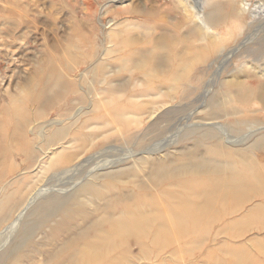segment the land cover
<instances>
[{
    "label": "rangeland",
    "instance_id": "rangeland-1",
    "mask_svg": "<svg viewBox=\"0 0 264 264\" xmlns=\"http://www.w3.org/2000/svg\"><path fill=\"white\" fill-rule=\"evenodd\" d=\"M249 1L256 5L257 2L262 3L264 0ZM216 4L227 5L225 4L224 0H205L204 7L206 11H210L211 9H214V6ZM229 10H231V7H224L222 11L217 12L214 17H212V19L219 22L220 18L227 17ZM111 16L119 19V22H117L118 24L116 23L118 27H114V25L112 26L110 25L111 23H108V19ZM141 16L161 19L164 23V26L156 28V31L153 32V29L150 27V25H148L147 27L144 25V23L138 21L137 18ZM122 22H124V24ZM121 23L122 25H119ZM127 25L129 26V28ZM112 27H114V29ZM191 28L192 25L188 22L187 19L184 18V14L181 12L180 8L177 7L176 0H0V112H2L1 109L6 106L7 101L12 98L23 97L24 93L26 92L27 86L31 83H37V76L39 75L38 73L41 70L46 71L47 68L52 67V65L56 64V62H58L62 58H66L69 54L74 52L77 56H82L91 53L99 54L102 53L103 49L114 50L115 48H121L120 50L118 49L119 51L117 50V52L109 53L111 55H109L108 58H111L109 62L112 66L110 68L112 69V71H115L111 72L112 76H110L107 82H104L105 85L101 81V77L99 78L100 84L98 80V77L103 72V70L99 72L100 74L98 73L99 75L97 73L94 74L91 72L86 78L82 77V79L80 77L82 73L86 72L90 68V65L92 64L91 62L94 61V58H90L87 63L80 65V67L76 70L77 72L75 73V75L77 76L76 80L78 81V84H80L84 91H86L84 94V102L86 103V100L88 102L91 98V100H93L94 102V112H88V114L83 115L81 118L82 121L88 119V123L90 122L85 131L82 130L83 132H85L84 134L89 136H97L93 140V145H86L83 150H80L78 142L69 141L70 138L74 139V137L76 136H71V134L69 138H66L67 142L62 147L48 150L49 152H47L44 158H39L40 160L37 159V162L29 164L26 163L23 158L18 157L17 159H9L3 163V165L6 164L8 167L6 166V168L5 165L2 166L3 171L6 173H3L4 178L0 179V200L2 201L3 205L8 206V208L5 210V213H7L8 211L9 213L11 211V213L9 214V217H6V220L5 218L2 219L0 215V233H2L3 229L12 221L14 214L16 215L17 210H19L18 204L21 203L25 198L32 195L35 191H37L45 184H47L49 187H52L53 189H51L50 192L46 193L44 196L37 198L34 203L23 213L20 218L21 220L18 221V226L14 229L15 231L13 230L9 238H6V241L0 247V264H88V262L90 261L91 264H104L105 260H107L108 262L109 259L117 264H127V262L128 264H154L152 261L136 260L135 257H137L143 250L142 248H138V250L137 247L142 246L145 249L142 251L143 254H145L146 251V253L149 255L151 250H153V252L151 251V254L158 253L159 250L157 249H159V246L162 244V242H165L166 239V237L160 236V232L166 231L168 228L165 225L167 224L165 223L167 222V216L159 218L156 214L158 213V211H165L166 209L174 212L172 203L175 202L176 199H173L170 196L173 195L178 199L180 198L183 191L191 193L201 191L206 192L208 190H211L212 187L219 184V182L223 181V179L224 181L225 179L231 180V177H233L234 175H232L230 172L219 173L216 171H207L205 173L196 175L187 173L190 177H186L187 174H183L184 176L172 179L169 174H165L166 177L157 175L156 169L152 166H157L158 164H162V162L163 164L170 163L169 165H186L187 163L189 164L190 162H193V160L199 156L205 158L207 154L206 160L207 158L208 160L210 159V163H214L216 165L231 163L233 164V166L237 167V169L241 168L239 162L237 161L238 159L236 157H233V155L231 156L230 154L229 156V154L224 151L225 153H223L222 157H220V150H217V148H215L219 152L218 153L217 151H215V149H212L214 147H210V150L209 148L204 146L205 143L208 144L218 142L217 138L204 137L202 131L187 132V130H185V126H188L192 124V122L197 121V119L190 120V118H188L191 113H193L194 111L199 112L204 109H208L207 113L209 115L220 117L218 120L225 123V129L230 136L237 137L240 134H245L248 128L249 121L246 123L244 119L234 116L230 113H232L235 109L238 110L242 108V106L243 108H249L250 103L248 102L249 105L247 103L245 105H239L238 103H235L229 106V104L223 102V100L226 99L224 98L226 93L225 89H219V87L222 81L224 82L226 80L232 79V74L236 75L238 79H245V73L242 72L243 65L248 64L249 66H257L259 65V63L264 62V32L263 34L261 32V35L259 34L257 38H253L245 44H242V46L238 45V42L241 41L247 33L239 37L234 43L229 41L227 49L229 50L230 48H234L236 46L238 50L226 56L224 59H222L223 61L221 60L218 63L214 64L213 62L215 57H211L205 63H194L191 66L190 61L188 60L190 59L189 56H192L190 55V53H192L193 50L191 48H187L186 43H184L185 39H187L188 31ZM164 29L166 30L164 31ZM113 31H116V33L113 34ZM121 31H123L124 33ZM219 31L225 32V27H222ZM118 32L119 34L121 33V35L118 36L117 39L115 37L116 35H118ZM108 35L111 36V42H109L110 36ZM127 35L128 37H138L139 41L141 39L140 42L143 41V43L138 45L140 49H145L144 53L148 52V54L146 53V56H149V58L151 56H156V58L151 57L150 60L148 58L150 62L148 64L147 60V64L150 66L146 64L144 65L145 68L141 67V69L143 70L140 69L139 71V67L136 66V63H133L139 58H135L136 56H134L135 59L133 58V61L132 57L130 59V56H127L129 54L125 53V50L121 46H119L121 38L123 40H127ZM151 35L154 36V39L157 37V39L155 40H158V42L154 40L153 42L155 44L151 43L152 45L150 46V44L148 45L147 43L152 42L151 39L153 38L151 37ZM160 40L161 42H159ZM159 43L161 44V46L158 45ZM147 47H149V49ZM153 48H156L155 51ZM186 48L189 50V52ZM153 51L156 53L154 54ZM150 52L151 54H149ZM122 53L123 55H125L124 57ZM117 55H119V57ZM115 58L116 60L121 59L119 61L123 62L124 65H121L123 63L115 61ZM126 59H128L129 61H127ZM141 59L142 58H140V60L138 61H141ZM151 59H153L154 62L157 59V65L153 61H151ZM130 61L133 62L131 63ZM152 63L153 65L155 64L156 66H158L156 67V70L155 65H151ZM132 64L135 66L133 67ZM163 65L165 66V68ZM129 67L131 68V70ZM160 67L163 69H161ZM178 67L179 69H177ZM105 68L103 69L105 70ZM134 68H138V70ZM120 69H123V71ZM142 71H144L145 73ZM154 71L156 73H154ZM149 72H151V76L149 75ZM139 73L142 75H139ZM143 73L145 76H143ZM180 75L184 76V89L179 91L177 90L176 92L169 91L170 80L175 77H179ZM141 81L144 82L141 83ZM121 82L124 83L122 84ZM117 83L119 85H116ZM248 83L252 88L258 87L262 92H264V80H261L259 78H248ZM117 86H119L120 89ZM122 87H124L125 90ZM110 89L112 92L110 91ZM116 89L121 94L118 93ZM163 89L168 90L164 91ZM102 90H105V93H103ZM160 90L161 92H159ZM162 92L174 98H169L171 100L170 101L163 97ZM76 98L77 95L73 94L69 96L68 100L71 101L75 100ZM98 101L101 102V105H99L100 103L95 104V102L98 103ZM102 101L107 102V104L109 103V110H107L108 108L106 109V105L104 106L105 102ZM85 103L84 106L87 105ZM128 103L132 104L133 106L145 105L147 109L146 112L143 115L138 116L140 117L141 124L137 127L132 126L131 130L125 135L119 134L115 130L116 128H114L112 125V128L109 126L108 128L111 129L107 128V131V126L103 127L105 124L101 120V117L107 116L108 113H110V115L115 113L117 114V116L120 114L122 118H125L126 120L128 119V122H130V124H132L133 120H136V118H138L137 116H134V114L133 116L136 118L132 117V113H126V115H122L123 109L121 107L123 105H127ZM152 103H154V105H151ZM75 106L77 109V107L80 105ZM34 112L35 110L32 111L33 119H35L37 123L54 119L62 120V118L59 119V115H61L62 112L56 107L47 109L41 116H36ZM96 114L97 116L100 115L101 117L95 119V117H97ZM115 114H113V118L117 117ZM70 133H72V131ZM173 140L174 142H172L166 148V150L163 151L164 153H173L169 156V158L163 157L160 158V160L159 155H163V152H160L159 155L155 154V156L148 157L147 154L144 153L145 151L147 152V150L152 149L153 147H157L160 144L162 145L163 143L167 144V141L169 142ZM246 142L247 141H244L240 145L238 144V146L228 147L233 150L246 148L245 151H248L250 148H248V144L246 145ZM40 145L41 144L35 145L34 149H40ZM104 148L107 149L102 152L103 157H101L103 158V160H108L111 158L113 160L122 158L127 159L125 164H123L122 166H118L117 168H114L112 170L114 173L115 171L125 170L123 175H111L110 177L105 178L107 180L100 179L92 180L91 182L90 176H87L90 174L89 172L93 167L91 161L90 163H87L88 165L86 164L84 167H81V169H79L74 174H67L62 177L57 176V178H52V174L60 173L67 166H70L69 164L76 162L77 159H84L85 157L90 156L89 154H93L94 152ZM42 149L44 148H41L40 150ZM206 149H209L211 153H213L214 151V155L209 153V150L207 151ZM250 150L252 152L257 151L252 149ZM63 152L69 153L71 155L69 161L67 163H60L55 167H50L49 162L56 159L58 155ZM178 153H184L188 155L189 158L183 155H177ZM255 154L258 155L259 152ZM131 155H136V157H134V159H128V157H130ZM140 156L145 159L147 164H143L142 166V164L139 165L137 163L138 165H136L138 167H136V165L134 167L132 161L140 158ZM229 157L232 158L230 159ZM257 158L259 159L258 156ZM98 160L102 161L101 158H99ZM151 161H157L158 164ZM148 163H153V165H149ZM131 167L134 168L132 169ZM129 169H132L133 171ZM128 170L129 173H127ZM138 170L140 172H138ZM148 170L150 172H148ZM144 173L145 175H143ZM217 173H219V176ZM128 174L132 175L129 176ZM16 179L17 182L11 185L12 187L10 186L6 188L2 185H5V183H11ZM233 179L235 180L237 178H235L234 176ZM108 180H110L108 182L110 186H107ZM111 182H113V187ZM131 182H135V184ZM157 182H159V184ZM236 182H242V179L240 181L237 180ZM95 184L98 185L96 186ZM150 184L152 186H150ZM197 184H201V186L198 185L197 187ZM17 185L19 187H16ZM83 185L86 186H84L83 189H79ZM101 185L106 188H102ZM114 185L116 187H114ZM87 186L89 187V191L87 190ZM174 186L176 188H174ZM207 186L208 188H206ZM130 187L134 190H132L134 194H132ZM160 188H163V191L162 189L160 190ZM2 190L3 192H1ZM79 191L80 193L78 194ZM127 191L130 192L128 193ZM86 192H90V194H87ZM145 192L148 194H144ZM155 192L157 196L154 194ZM164 193L168 195L164 196ZM111 194L113 195L112 197ZM142 194L144 195L142 196ZM79 195H83V198L81 196L77 198V196ZM90 195L92 196L89 197ZM153 195L157 198H155ZM99 196L101 197V199L99 198ZM86 197H89V202L87 201V199H85ZM117 198H119V201L117 200ZM108 199L110 200L108 201ZM162 199H164L165 202ZM5 200H7V203L5 202ZM13 201L15 202L12 203ZM76 201H79L78 205ZM105 201L108 204L104 203ZM110 202L112 204L114 202V205L117 206L112 207V204ZM129 202H132L133 204ZM142 202L143 205H141ZM254 202L256 201H252L246 206L243 205L244 207H238L237 210L235 209V212L237 211V213L234 215V217L228 219H231V221H233L229 223L228 227H230V230L236 232V234L238 235L236 236V238H239V240L236 242V244L240 246L243 251L247 250L250 253L251 259H254V261L252 260L251 264H264V207L263 209L261 208L262 210L259 209L258 211H250L251 215L249 217L248 211L251 210V207L255 205ZM134 203H136V207ZM148 204L150 208H147ZM153 204L155 207L153 206ZM103 205H107L108 207H105ZM132 205L134 206L132 207ZM9 207H11L12 209L9 210ZM143 207L145 208L144 210ZM132 209L133 212H131ZM106 210L109 212L104 214V211L106 212ZM117 210H119V213L116 212ZM70 211L73 212L70 213ZM129 211L132 215H130L129 213L128 216L127 212ZM108 213L110 214L108 215ZM115 213H118V215H114ZM68 214L69 216L65 217ZM134 215H136L137 217ZM169 219H172V217H169ZM3 220L4 222H2ZM61 221H64L65 224ZM56 222L58 225L55 224ZM113 223L115 224V227H113ZM116 224H118L119 228L116 226ZM132 224H134L135 227ZM204 225L202 223L200 228H198V231H196L198 232V234H196L197 237L201 236V238H205L206 235V238L207 236L208 238L213 237L217 238L219 241L225 240V238H230L225 234V232L215 235L214 232L217 231V226H214L212 223L208 225L206 224L207 226ZM58 226L60 228L62 226L63 227L62 229L59 228L58 231ZM52 228L56 230L55 234L54 230H51ZM114 228H117L116 230H114L115 232L113 231ZM118 230L125 231L126 234H128L129 232V236L127 238L130 239V242L127 241V238H117L116 233L118 232ZM178 230H181V228H179ZM199 230L202 231L199 232ZM204 230H213V232L211 231V233H209V231L205 234ZM151 231H153V233L155 234H153ZM111 232L113 233V235ZM90 233L92 234L90 235ZM147 234L148 236L146 238L145 236ZM202 234L204 236H202ZM194 237L196 236L194 235L190 238ZM198 239H200V237H198L197 240L194 239L193 241H198ZM103 240L106 241L104 242ZM79 242L81 243L79 244ZM98 242H101L102 244H99ZM118 243L120 245H118ZM132 243L133 246L131 245ZM152 243H155V245H153ZM73 244L79 245L76 247ZM97 244L101 246L99 247V245ZM104 244L105 247L103 246ZM121 245L123 247H121ZM147 245H149V247ZM72 246H74L75 248H73ZM151 246L153 248H151ZM126 247H129V249L132 250L130 251L127 248V250L129 251L127 252ZM78 248L83 250V252L78 250ZM101 248L104 250V252ZM68 249L71 250V253L69 252L70 250L68 251ZM58 250L60 251V253ZM154 251L157 252L155 253ZM105 252H107L108 255H106ZM115 252L117 254H115ZM133 252H135V255ZM220 252L221 251L217 252V256H221ZM87 255L90 257H88ZM177 255L182 256L183 253L178 252ZM185 255L186 253L184 254V257ZM131 257L133 258L131 259ZM164 258H167L166 255L164 256ZM95 260L96 262H94ZM249 262L250 261H248V264H250ZM157 263L170 264V261L166 260V263L155 262V264ZM198 264L205 263L199 262Z\"/></svg>",
    "mask_w": 264,
    "mask_h": 264
},
{
    "label": "bare ground",
    "instance_id": "bare-ground-1",
    "mask_svg": "<svg viewBox=\"0 0 264 264\" xmlns=\"http://www.w3.org/2000/svg\"><path fill=\"white\" fill-rule=\"evenodd\" d=\"M176 1H177V7H179L181 12L184 14V18L187 19L188 22L192 25V28L189 29V31H188L187 39H185V41H184V43H186L187 48H191L193 50L192 53H190V55H192V56L191 57L189 56L190 59L188 60V61H190L191 66L194 63H198V64L205 63L211 57H215L214 62H213L214 64L218 63L219 61L224 59L226 56L230 55L232 52L238 50V48H236V46L234 48H230L228 50L227 45H228L229 41L234 43V42H236V40L239 37H241L242 35H245V33H247L244 36V38H242V40L238 42V45L242 46V44H245L246 42H248L249 40H251L253 38H257L259 36V34L261 35V32H262V34L264 32V1L262 3L257 2L255 5V4L251 3L249 0H224L225 4H227V5L216 4L214 6V9H211L210 11H206V9L204 7L205 0H176ZM210 1H212V0H210ZM228 6L231 7V10H229V13L227 14L226 18L225 17L220 18L219 22L214 21V19H212V17H214V15L217 12L222 11V9L224 7L228 8ZM137 19L139 22L144 23V25L147 27H148V25H150V27L153 29V32L156 31L155 30L156 28H160V27L164 26L163 25L164 23L161 19L150 18L147 16H141ZM118 20L119 19H117L116 17L111 16L108 19V23H111L110 25H112V26L114 25V27H116V26L118 27V25H117L118 24L117 22H119ZM124 22H122V23L124 24ZM122 23L119 25H122ZM131 25H133V24H131ZM134 25H136V24H134ZM114 27H112V28L114 29ZM222 27H225V32L219 31V30H221ZM124 28H126V27H124ZM128 28H129V26H128ZM130 28H131V26H130ZM139 28H140V26H139ZM119 29H121V28H119ZM165 30L166 29H164V31ZM121 32H123V31H121ZM112 33L114 34V33H116V31L115 32L113 31ZM163 34H164V32H163ZM120 35H121V33L119 34V32H118V35H116L115 38L118 39V36H120ZM158 35H156V36H158ZM108 36H110V35H108ZM151 37L153 38V39H151L152 42L147 43L148 45L150 44V46L152 45L151 43H154L153 41L155 39H157V37L154 39L153 35H151ZM163 37H165V36H163ZM109 38H110L109 42H111V36ZM137 38L136 37L134 38V36L128 37V35H127V40L126 39L123 40L121 38V41L119 42V46H121L125 50V53L129 54L127 56L128 57L130 56L129 57L130 59H131V57L133 59L134 56H136L135 58H139L135 61H138V60H140V58H142L141 61H138V62L134 61L135 58L133 59L134 62L132 61L133 63H136V66L139 67V71H140L141 67L145 68L144 65L147 64V60H148L149 56H146V53L148 54V52L144 53L145 49L139 48L138 44L143 43V41L140 42L141 39L139 41V38L138 39ZM156 42H158V40ZM159 42H161V40ZM158 45L161 46L160 43ZM117 47H118V45H117ZM157 47H159V46H157ZM147 48L149 49V47H147ZM118 49H116V48L114 50L103 49L102 53H99V54L91 53V54H87V55L85 54L82 56L81 55L77 56L73 52V53L69 54L66 58H62L61 60L56 62V64H54L55 66L52 65V67L47 68L46 71L41 70L38 73L39 75L37 76V79H38L37 83L29 84L27 86L26 92L24 93L23 97L12 98L9 101H7L6 106H4V108L1 109L2 112H0V160H1V163H0V179L4 178L3 173H6L3 171L2 166H4V165H5V167L7 166L6 164L3 165V163L6 162L7 160H9V159L12 160L14 158L17 159L18 157L19 158L21 157L24 159V161L26 163H29V164L33 163V162H37L38 161L37 159H39V158L43 159L44 158V156L47 154V152H49L48 150H53L54 148L62 147L67 142L66 138H69L71 134H72L71 136H73V135L74 136L76 135V136L74 137V139L70 138L69 141L78 142L80 150H83L86 145H90V144L93 145V142H94L93 140L97 136H89V135L84 134L85 132H83V131H85V129L88 127L90 122L88 123V119L82 121L81 118L83 115L88 114V112H94V106H93L94 102H93V100H91L92 98L90 100L88 99L89 100L88 102H87V100H86V103L84 102L85 101L84 94L86 91H84V89L81 87V85L78 84V81L76 80L77 76L75 75V73L77 72L76 70L80 67V65L87 63V61H89L90 58H94V61L91 62L92 64L90 63L91 64L90 68L86 72L82 73L80 77L86 78L88 76V74L91 72L94 74H96V73L98 74L101 70H103V72L101 74L99 73L100 76L98 77V80L101 77V81L104 84V82H107L108 79L110 78V76H112L111 72L115 71V70L112 71V69L110 68L112 66H111V63L109 62V60L111 58L110 59L108 58L109 55H111L109 53L117 52ZM153 49L155 51L156 48H153ZM154 51H153V53L155 54L156 52H154ZM188 52H189V50H188ZM149 54H151V52ZM122 55H123V53H122ZM117 56L119 57V55H117ZM124 56L125 55H123V57ZM151 57L156 58V56H151ZM120 58H121V56H120ZM150 58H149V60H150ZM155 58H153V59H155ZM128 59H126V60L129 61ZM153 59H151V61L154 62ZM157 59L154 62L155 64L157 63L156 62ZM119 60H121V59L116 60V58H115V61H117L119 63H123V62H120ZM149 60H148V64L150 62ZM105 61H107V62H105ZM104 62H105V64H104ZM164 63H166V62H164ZM128 64H129V62H128ZM121 65H124V63ZM151 65H153V63ZM156 65H155V70L157 69L156 67H158ZM134 66L135 65H133V67ZM148 66H150V65H148ZM153 66H151V67H153ZM163 66H161V67H163ZM242 67H243L242 72L245 73V76H244L245 79H238L236 75L232 74V76H233L232 79L226 80L224 82L222 81L220 83L221 85H220L219 89H221V88L225 89L226 93H225L224 98H226V99L223 100V102H225L226 104H229V106L231 104H235V103L236 104L238 103L239 105H245L246 103L249 105V103H250L249 108H243V106H242V108H240L238 110L235 109L232 113H230L234 116H237V117L244 119L246 121V123L249 121L248 128H247V131L245 132V134H240L237 137L230 136L227 133V130L225 129L226 128L225 123L218 120L220 117H217L214 115L213 116L209 115L207 113L208 109H204V110L199 111V112L194 111L193 113H191L188 118H190V120L191 119H197V121L192 122V124H190L188 126H185L186 127L185 130H187V132H199V131L201 132L202 131V134L204 137H209V138L215 137V138H217L218 142L208 143V144L204 142L205 143L204 146H206L209 149H210V147H214L212 149L217 148V150H220L219 151L221 154V156L219 154L220 157H222V154L225 152H227V154H229V156H230V154H231V156L233 155V157H236L238 159L237 161L239 162L241 168L237 169V167L233 166V164H231V163H223L220 165L210 163L209 162L210 159L208 160V158H207V160H206L207 154H206V157L204 156L205 158H203L202 156L201 157L199 156L196 159H194V157H193V159H194L193 162H190L189 164L186 162L187 163L186 165L185 164H183V165H178V164L169 165L170 163H167L168 164L167 165V164H163V162H162V164H158L157 161L156 162L151 161L153 163L158 164L157 166H152L153 168L156 169L157 175L166 177L165 174H169V176L172 179L173 178L176 179L180 176H184L183 174L186 175L187 173L191 174V175L192 174L196 175V174L205 173L207 171H216L219 173L220 172H222V173L223 172H225V173L230 172L237 179L234 180L233 179L234 176L231 177L232 181L226 180V179L224 181V179H223V181L219 182V184H217L216 186L213 185L214 187H212L211 190H208L206 192L201 191V192L191 193V192L183 191L180 198H178V199L175 198L173 195L170 196L171 198L176 199V201L172 203V206L174 207V209H173L174 212H171V211L166 209L165 211H158V213L156 214L159 218H163L166 216L168 218V219L166 218L167 222H165V223H167L165 225L167 226L168 229L166 231L160 232V236L166 237L165 242H162V244L159 246V249H157V250H159L158 253H156L157 251H154L156 254H153V253L151 254V251L153 252V250H151L149 255L146 253V251H145V254L142 253V251L145 249L140 245L141 247H137V249L142 248L143 249L141 251L142 254L140 253L137 257H135L136 260H138V261L139 260L152 261L154 264H155V262L166 263V260H169L170 264H175V263H180V264H194L195 263V264H198L199 262L205 263V264H248V261H250L249 263L251 264L252 260L254 261V259H251L250 253L247 250L243 251V249H241V247L236 244V242L239 240V238H236V236H238V235L236 234V232L231 231L230 227H228L229 223L233 222V221H231V219L230 220H228V219L231 217H234V215L237 213V211L235 212V209L237 210L238 207L240 208L243 205L246 206L247 204L251 203L252 201H256V202H254L255 205L252 206L251 210L248 211L249 217L251 215L250 211H255V210L258 211L259 209H261V208L263 209V207H264V92H262L258 87L252 88L251 86H249V83H248V78H251V79L252 78L253 79L259 78L261 80H264V62L259 63V65H257V66H249L248 64H245ZM103 68H105V70ZM164 68H165V66H164ZM134 69H136V68H134ZM161 69H163V68H161ZM177 69H179V67ZM120 70L123 71V69H120ZM130 70H131V68H130ZM136 70H138V68ZM141 70H143V69H141ZM126 71H127V69H126ZM132 72H133V70H132ZM142 72H144V71H142ZM151 72H149L150 76H151ZM140 73H139V75H142ZM144 73H143V76H145ZM154 73H156V72L154 71ZM115 75H117V74H115ZM181 75L179 77H175L172 80H170V82H169V84H170L169 89L170 90L169 91L176 92L177 90L179 91V90L184 89L183 88L184 87L183 86L184 76H181ZM129 76H131V75H129ZM134 77H136V76H134ZM140 78H142V77H140ZM143 82L144 81H141V83H143ZM121 83L123 84L124 82H121ZM155 83H157V82H155ZM99 84H100V80H99ZM101 85H102V83H101ZM116 85H119V84L117 83ZM123 86H125V85H123ZM117 87L119 88V86H117ZM122 88L124 89V87H122ZM94 89H95V87H94ZM102 91H103V93H105V90H102ZM110 91H111V89H110ZM117 92H118V90H117ZM159 92H161V90ZM163 92H162V94H163L164 98H166L168 100H170L172 98L169 95L164 94ZM113 93H114V91H113ZM118 93H120V92H118ZM118 93H117V95H118ZM73 94L77 95V98L75 100H71V101L68 100L69 96H71ZM173 96H174V94H173ZM106 97H108V96H106ZM96 98H97V96H96ZM99 98H100V96H99ZM109 98H110V95H109ZM105 99H107V98H105ZM102 102H105V101H102ZM84 103L87 105L84 106ZM95 104L101 105V102L98 101V103L95 102ZM75 105H80V106H78L76 109ZM151 105H154V103H152ZM104 106L107 109L109 107V103L107 104V102H105ZM52 107H56V108L60 109V111L62 112L61 115L65 116V117H62L61 115H59V119L62 118V120L54 119V120L43 121V122H39V123H37L36 120L33 119L32 111L35 110L34 113L36 116H41L43 113H45V111L47 109L52 108ZM117 108H118V106H117ZM121 108L123 109V112H122L123 114L121 113L122 115H124V114L126 115V113H132V117L141 116L147 110L145 105L133 106L130 103H128L127 105H123ZM203 108H206V107H203ZM88 110H91V111H88ZM107 110H109V108ZM107 110H106V112H107ZM113 114H115V113H113ZM113 114H111V115H113ZM133 114H134V116H133ZM111 115H110V113H108L107 116L101 117L100 115L97 116V114H96L97 117H95V119L101 117L102 118L101 120L105 124L103 127L107 126L106 127V129H107L109 126L111 127V125H112L114 128H116L115 130L121 135L127 134L131 130L132 126L137 127L138 125L141 124L140 117H138V118L134 117V118H136V120H133V122L131 121L132 124H130V122H128V119L126 120L125 118H122L120 116V114L118 116H117V114H115L117 116L115 118H113L114 115L113 116H111ZM191 116H193V117H191ZM110 118H113V119H110ZM108 119H110V120H108ZM99 126H100V124H99ZM111 128H108V129H111ZM108 129H107V131H108ZM73 130H74V132H73ZM71 131H72V133H70ZM242 131H244V130H242ZM86 132H89V131H86ZM46 133H48V134H46ZM88 134H90V133H88ZM252 136H253V139H252ZM107 139H108V137H107ZM244 141H247L246 145L248 144V148H250L252 150H257V151L252 152L250 149L248 151H245L246 148L233 150L230 147H228V146H238V144L240 145ZM172 142H174V140L169 141V142L167 141V144L163 143L164 145L160 144L157 147H153L152 149H149V150H147V152L145 151L144 153L147 154V157L148 156H155V154L159 155V153L166 150V148ZM37 144H41L40 149L41 148H44V149L35 150L34 146ZM106 149L107 148H104V149H101L99 151L94 152L93 154H89L90 156H87L84 159H82V158L77 159L76 162L69 164L70 166H67L60 173L52 174V178L53 177L57 178V176L62 177V176L67 175V174H74L79 169H81V167H84L88 162L90 163L91 161H92L93 167L91 168V171L89 172L90 174L87 175V176H90L91 182H92V180H100V179L108 178L111 175L112 176L116 175V174L123 175L125 170L115 171V173L112 170L114 168H117L118 166H122L123 164H125L127 159L122 158V159H118V160H115V159L113 160L111 158L112 160L111 159L103 160L102 152L105 151ZM209 149H206V150L208 151ZM210 150L208 151L209 153H211ZM217 150L215 149V151H217ZM217 152H216V154H217ZM258 152H259V154L256 155L255 153H258ZM214 153L215 152L213 151V153H211V154L214 155ZM171 154H173V153H171V152L164 153L163 152V155H159V159L163 158V157L169 158V156ZM136 155H131L130 157H128V159L129 158L134 159V157H136ZM177 155H183V156H186L187 158H189V156L184 154V153H180V154L178 153ZM257 156L259 157V159L257 158ZM70 157H71V155L69 153L63 152V153L59 154L56 159H54L53 161H50L49 165H50V167H55V166H58V164H60V163H67L69 161ZM99 158H101L102 161L98 160ZM155 158H157V157H155ZM210 158H211V156H210ZM229 158L231 159L232 157H229ZM215 159H217V158H215ZM162 160H164V159H162ZM218 161H219V159H218ZM170 162H171V160H170ZM235 162H236V160H235ZM137 163L139 165L142 164V166H143V164H147L145 159L141 156H140V158H137L136 160L132 161V164L134 165V167ZM153 163L152 164L148 163V164L153 165ZM164 163H165V161H164ZM137 165H136V167H138ZM132 169H129V170L133 171ZM106 170H110V171H106ZM129 170L127 173H129ZM138 172H140V171L138 170ZM145 172H146V170H145ZM148 172H150V171L148 170ZM219 173H217L218 176H219ZM188 174L186 177H190V176H188ZM128 175L130 176L132 174H128ZM140 175H142V174H140ZM143 175H145V173ZM220 176H221V174H220ZM5 177H6V175H5ZM164 177H163V179H164ZM239 177H241V178H239ZM238 178L240 180L242 179V182H236L237 180L240 181ZM172 179H170V180H172ZM105 180H107V179H105ZM114 180H116V179H114ZM126 180H127V178H126ZM89 181H90V179H89ZM109 181L110 180H108L107 183ZM160 181H161V179H160ZM16 182H17V179L11 183H5V185L4 184H2V185L4 187L8 188ZM131 183L135 184V182H131ZM131 183H129V184H131ZM157 183L159 184V182H157ZM85 184H87V183H85ZM111 184L113 187V182H111ZM153 184H154V181H153ZM166 184H164V185H166ZM115 185H114V187L117 186V185L116 186ZM137 185H138V183H137ZM198 185L201 186V184H197V187H198ZM84 186H86V185H83L79 189H83ZM88 186H90V185H88ZM107 186H110L109 183ZM148 186H149V184H148ZM150 186H152V185L150 184ZM16 187H19V186L17 185ZM102 188H106V187L102 186ZM127 188H126V190H127ZM174 188H176V187L174 186ZM206 188H208V186ZM51 189H53V188L49 187L47 184H45L42 187H40L37 191H35L32 195L25 198L22 202L20 201L21 203L18 204L19 210H17L16 215L14 214L12 221L3 229L2 233H0L1 234L0 235V247L2 246V244H4V242L6 241V238H9V236L12 234L13 230L18 226V221L21 220L20 218L23 215V213L34 203V201L37 198L44 196L46 193L50 192ZM145 189H147V188H145ZM161 189L163 191V188H160V190ZM87 190L89 191V187L87 188ZM132 190L133 189L131 188V192H132V194H134L133 193L134 190L133 191ZM80 191L78 192V194L80 193ZM1 192H3V190ZM4 193H6V192H4ZM11 193H12V191H11ZM11 193H10V195H11ZM92 193H93V191H92ZM159 193H161V192H159ZM87 194H90V192ZM112 194H111V197L113 196ZM144 194L147 195L148 193L145 192ZM144 194H142V196ZM154 194L156 195V192ZM6 195H8V194H6ZM166 195H168V194H165L164 196H166ZM80 196L82 197L83 195H79V196H77V198ZM91 196L92 195H90L89 197H91ZM94 196H95V194H94ZM114 196H115V194H114ZM3 197H4V195H3ZM89 197L85 198V199H87L88 202H89V200H88ZM99 198L101 199L100 196H99ZM106 198H107V196H106ZM136 198H137V196H136ZM155 198H157V197H155ZM167 198H168V196H167ZM73 199H74V196H73ZM111 199H113V198H111ZM121 199H123V198H121ZM109 200L110 199H108V201ZM117 200L119 201V198H117ZM162 200L164 201V199H162ZM6 201L7 200H5V202ZM106 201L104 203H107ZM137 201H139V200H137ZM14 202L15 201H13L12 203H14ZM74 202H75V200H74ZM78 202H77V205H78ZM12 203H10V204H12ZM110 203H109V205H110ZM129 203L133 204L132 202H129ZM135 204L136 203H134V205ZM93 205H95V204H93ZM134 205H132V207ZM137 205H138V203H137ZM141 205H143V202ZM103 206H105V205H103ZM113 206H117V205H114V202H113L112 207ZM153 206H154V204H153ZM122 207H120V208H122ZM125 207H126V205H125ZM129 207H131V206H129ZM135 207H136V205H135ZM148 207H149V204H148L147 208ZM167 207H168V205H167ZM7 208H8V206L3 205L2 201H1V203H0V215H1V218L2 219L5 218V220L7 219L6 217H9V214L11 213V211H10V213H9V211L7 213H5V210ZM10 209H12V208L9 207V210ZM144 209L145 208L143 207V210ZM107 210H106V212L104 211V214L109 212ZM136 210H138V209H136ZM139 210H140V208H139ZM118 211L119 210H117L116 212H118ZM152 211H153V209H152ZM71 212H73V211H70V213ZM131 212H133V209ZM145 212H146V210H145ZM148 212H149V210H148ZM118 213H115L114 215H118ZM127 213L129 216L130 211ZM109 214L110 213H108V215ZM134 214H136V213H134ZM143 214H145V213H143ZM130 215H132V214L130 213ZM259 215H261V214H259ZM67 216H69V214L66 215L65 217H67ZM70 216H72V215H70ZM134 216H136V215H134ZM117 217H119V216H117ZM169 217H172V219H169ZM68 218H66V219H68ZM140 218H142V217H140ZM8 219H10V218H8ZM93 219H95V218H93ZM93 219H91V220H93ZM117 219H119V218H117ZM238 219H239V217H238ZM259 219H260V217H259ZM2 222H4V220ZM57 222L55 224H57ZM61 222H64V221H61ZM141 222H140V224H141ZM205 222L207 225L212 223L214 226H217V231L214 230L215 235H218L220 233L225 232V234L228 235L230 238H225V240L219 241L217 238H213V237L208 238V236H207V238H206V235H205V238H201V236H198V237H200V239H198V241H193L194 239L197 240L198 237L196 234H198V232H196V231H198V228H200L201 224L203 223V225H204ZM118 223H119V221H118ZM250 223H251V221H250ZM64 224H65V222H64ZM152 224H153V222H152ZM112 225H110V226H112ZM132 225L135 227L134 224H132ZM116 226L118 227V224H116ZM149 226H148V228H149ZM62 227L60 228L58 226L57 230L59 231V228L62 229ZM113 227H115V224L113 225ZM226 227H228V228H226ZM179 228H181V230H178ZM207 228H209V227H207ZM116 229L117 228H114L113 231ZM51 230H54V229L52 228ZM173 230H174V232H173ZM202 230H199V232ZM55 231L56 230H54V234H55ZM204 231H205V234H206V232H209V231H210L209 233H211V231L213 232V230H204ZM204 231H203V233H204ZM151 232L153 233V231H151ZM130 233H131V231H130ZM51 234H53V233H51ZM91 234L92 233H90V235ZM116 234H117V238H127L129 236V232H128V234H126L125 231H121V230H118V232ZM153 234H155V233H153ZM112 235H113V233H112ZM131 235H132V233H131ZM194 235L197 238L196 237L190 238L191 236H194ZM147 236H148V234L145 237L147 238ZM151 236H152V234H151ZM202 236H204V235L202 234ZM182 237H185V238H182ZM129 240L130 239H128L127 241H129ZM156 240H158V239H156ZM111 242H113V241H111ZM124 242H125V239H124ZM149 242H151V241H149ZM80 243L81 242H79V244ZM98 243L102 244L101 242H98ZM140 243H143V242H140ZM99 244H97V245H99ZM73 245L76 247L78 246L76 244H73ZM118 245H120V244L118 243ZM131 245L133 246V243ZM153 245H155V243ZM74 246H72V247L75 248ZM100 246L101 245H99V247ZM103 246L105 247V244ZM147 246L149 247V245H147ZM121 247H123V246L121 245ZM127 248L129 249V247H126V251L129 252L127 250ZM151 248H153V247L151 246ZM70 249H72V248H70ZM70 249H68V251ZM78 250L83 252V250H81L80 248H78ZM124 250H125V248H124ZM73 251H75V250H73ZM218 251H221L220 252L221 256H217ZM69 252L71 253V250ZM103 252H104V250H103ZM178 252L183 253V255L178 256L177 255ZM59 253H60V251H59ZM66 253H68V252H66ZM105 253H106V255H108L107 252H105ZM133 253L135 255V252H133ZM185 253H186V255L184 257ZM115 254H117V253L115 252ZM67 255H70V254H67ZM71 255H73V254H71ZM106 255H105V257H106ZM165 255L167 258H164ZM88 257H90V256H88ZM80 258H81V255H80ZM132 258L133 257H131V259ZM90 262H88V264H91ZM94 262H96V260ZM94 264H96V263H94ZM104 264H117V263H114L113 261H111V259H109L108 262H107V260H105ZM123 264H125V263H123ZM127 264H128V262H127Z\"/></svg>",
    "mask_w": 264,
    "mask_h": 264
}]
</instances>
